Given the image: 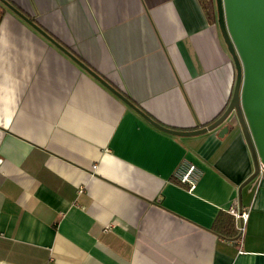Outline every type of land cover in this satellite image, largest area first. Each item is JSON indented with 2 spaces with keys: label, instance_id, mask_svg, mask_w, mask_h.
<instances>
[{
  "label": "crops",
  "instance_id": "obj_1",
  "mask_svg": "<svg viewBox=\"0 0 264 264\" xmlns=\"http://www.w3.org/2000/svg\"><path fill=\"white\" fill-rule=\"evenodd\" d=\"M8 1L61 47L0 2V264H264L237 118L172 134L62 49L153 121L211 125L236 73L202 0Z\"/></svg>",
  "mask_w": 264,
  "mask_h": 264
},
{
  "label": "water",
  "instance_id": "obj_2",
  "mask_svg": "<svg viewBox=\"0 0 264 264\" xmlns=\"http://www.w3.org/2000/svg\"><path fill=\"white\" fill-rule=\"evenodd\" d=\"M2 4L18 14L41 34L60 46L40 26L20 12L8 0ZM217 23L224 43L231 55L235 68V83L231 99L224 113L211 125L195 130H176L153 121L119 89L111 85L96 71L85 65L70 52H67L78 64L99 80L104 86L135 109L154 125L180 136H193L206 133L223 125L234 115L242 129L249 147L254 172L241 185L240 191L249 182L254 181L264 167V0H216ZM61 47V46H60ZM227 129V128H226Z\"/></svg>",
  "mask_w": 264,
  "mask_h": 264
},
{
  "label": "built area",
  "instance_id": "obj_3",
  "mask_svg": "<svg viewBox=\"0 0 264 264\" xmlns=\"http://www.w3.org/2000/svg\"><path fill=\"white\" fill-rule=\"evenodd\" d=\"M260 168H261V171L259 175H262L264 174V167H260ZM178 175L180 177V180L183 183L190 184L191 187H193L194 186L193 183H195L197 177L199 176V172H198L196 165L185 162L183 163L181 168H179ZM229 212L235 215L237 218H240L241 221L246 220L248 218V214L246 212L239 213L238 210L235 208L229 209Z\"/></svg>",
  "mask_w": 264,
  "mask_h": 264
},
{
  "label": "trees",
  "instance_id": "obj_4",
  "mask_svg": "<svg viewBox=\"0 0 264 264\" xmlns=\"http://www.w3.org/2000/svg\"><path fill=\"white\" fill-rule=\"evenodd\" d=\"M202 3L209 19L216 20L217 19L216 0H202ZM0 18H1V12H0Z\"/></svg>",
  "mask_w": 264,
  "mask_h": 264
}]
</instances>
